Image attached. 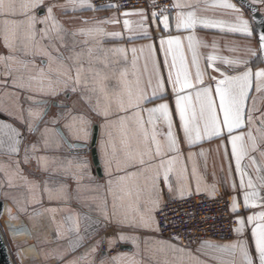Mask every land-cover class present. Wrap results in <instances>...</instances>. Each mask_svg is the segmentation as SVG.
Here are the masks:
<instances>
[{"label": "crops", "instance_id": "1", "mask_svg": "<svg viewBox=\"0 0 264 264\" xmlns=\"http://www.w3.org/2000/svg\"><path fill=\"white\" fill-rule=\"evenodd\" d=\"M172 1L174 5L181 3L187 7L177 8L175 6V11L165 14L170 21L168 30L163 28L158 17L154 21L152 12L146 9L93 11L85 6L84 8L77 7L74 11L68 0H44L43 5L32 10V14L36 15L38 20L42 19L47 15V8L56 5L53 7V15L68 33L81 28L94 27H102L106 32H120L121 37L105 36L99 38L102 40V47L105 49H126V59L124 58L125 54H116L114 56L116 62L106 71L111 75L113 69L117 74L126 69L129 78L132 80L139 76L150 97L152 88L147 86V80L153 69L149 50L146 46L149 44L155 46V55L166 79L168 69L163 65L164 53L160 51L159 42L162 38L167 39L169 35L181 36L189 62L191 53L187 50L186 37L195 35L201 42L198 52L201 57V68L206 70L204 86L211 85L213 90L216 81L210 80V76L219 80L223 79L221 73L233 76L244 71L246 67H251L253 72L264 68L260 41L251 13L237 0H228V2L235 4L241 10L239 14L231 9L213 6L220 0ZM251 1L253 2V0ZM23 2L24 0H17L18 5ZM90 2L93 5L91 0ZM256 4L264 12V3L257 2ZM61 5L64 7H60ZM140 11L144 13L143 18L138 14L124 15V13H139ZM180 11H195L200 17L224 21L225 26L223 29H205L198 25L194 32L184 29L178 30L175 27V22L176 15ZM237 15H242L243 19L249 21L251 36L228 31L227 25L236 23ZM15 18L22 19L23 16L18 15ZM113 19L118 22L97 24V21ZM125 19L130 22V29L124 28ZM142 19L144 20V27L148 29L147 38H144L145 34L139 27ZM44 27L45 25L40 23L36 25L39 46L51 52L53 56L63 53L67 57L73 46V37L71 35L64 36V43L62 44L57 39L56 33L50 32L51 39H41L39 31ZM2 28V22H0V32H2ZM74 39L77 41L76 51L84 47L82 42L85 39L89 40V47L93 46L94 43L92 38L79 34ZM133 48L137 49L135 57L131 51ZM141 48L144 49L143 52L140 51ZM250 49L255 50L257 54L253 56ZM209 55L227 58L228 60L248 61V64L230 65L217 59L213 62V67H208L207 57ZM8 56H14L16 60L0 61V121L11 124L20 131L21 135L18 137L20 140L18 152L10 153L6 147L0 148V201L4 204L0 227L15 264H69L70 261H75L76 264H188V252L197 256L205 264H241L238 251L232 254L231 252H219L215 248L207 246L202 247L206 242L212 245H226L235 243L238 239L247 240L254 264H259L254 238L251 234L256 222L248 223L247 217L264 211V202H258L256 207H244V189L240 188V176L236 172L235 159L231 155V144L226 138V132L224 140L205 138L191 147L184 141L183 132L179 127V117L175 112V96L171 91L170 84L167 85L163 98H154L150 103L144 105L145 108H152L161 103H167L173 113V131L180 139V153L166 152L163 156L165 161L177 155L178 159L172 166L173 170L169 173L171 191L163 182L161 171L159 206L152 212L156 224L158 225V210L169 198L180 200L179 190L184 188L185 198L200 194L208 197L224 195L228 196L232 202V197H236L240 208L234 213L235 228L238 227L237 220L243 218L245 227L242 236L235 231V237L230 240L207 238L199 246L191 247L176 240L162 237L159 233V226L158 230L142 229L117 223V219L124 214L131 216L132 210L128 207L129 201L125 198L123 201L117 202L118 205H123L118 207V217L112 216L113 196L109 191L108 181L109 179L115 180L117 175L138 172L140 166L136 165L127 169L123 167L125 147L122 141L125 137L118 126L113 127L110 131L112 133V145L115 146V154L110 170L112 175H109V169L105 165L101 151V141L108 139L105 130L101 127L105 123V118L97 115V112L94 111L98 101L101 105L105 103L103 97L98 92L90 90V83L87 86L83 83L74 85L72 81L65 84V78L56 74L55 64L51 65L53 71L49 73L48 58L39 52L35 55H25L20 51H10L4 45L3 37L0 35V57ZM134 58L136 60L135 66H133ZM19 61L28 62L27 71L21 68ZM66 63L71 64L72 61H66ZM146 63L147 68H145ZM40 69L48 73L53 81H60L52 85L56 89L55 95L51 94L49 90L47 78L45 79L44 91L38 90V81H32V89L30 90L13 85V80L18 79L20 75H23L25 79L30 75L38 76ZM190 71L193 79H195V67L190 65ZM72 75H75L74 71ZM109 83H114V81H109ZM154 84L155 80L153 79V86ZM73 87H76V91H72ZM160 95L157 93V97ZM253 99L256 103V110L252 112L254 124L248 125L246 123L243 128L234 130V134L247 133L250 127L253 134H257L255 129L259 127L261 119H264V92H256L255 80H253V86L246 101V110L252 108ZM54 102L59 103V106H52L45 116L47 105ZM30 109L40 113L39 118L29 116ZM119 115H123V113H115L109 119L116 120ZM143 116L147 121V112H144ZM80 117L90 121L91 137L88 141L75 139L69 130L68 126H76ZM29 123L33 125L34 130L32 132L28 131ZM96 127L98 128V141L95 149L99 165L95 163L90 148ZM146 127L151 131V125L146 124ZM156 131L158 133L157 139L162 145L166 144L168 129L162 120L157 122ZM67 141L88 144L89 149L70 148ZM129 142L134 148L135 142L130 137ZM225 146L227 156H225ZM259 148L264 151V144L259 145ZM201 152L204 155H200ZM109 153L112 154L111 145L109 146ZM190 153L193 154L191 159H189ZM250 155L256 156L259 162V152L250 153ZM25 156L28 157L27 161H25ZM159 160L158 157L153 163L158 164ZM84 161H87V166L80 167ZM118 163L121 165L119 172L116 171ZM242 163L248 165L249 160L245 158ZM193 167H195V173H193ZM246 171L255 179L256 173L251 167H248ZM137 181L143 185V176L132 178L133 183ZM233 184L236 186L235 189H233ZM198 186L199 192H197ZM50 194L51 199L49 198ZM261 195L264 196V190L261 191ZM155 198V193L150 194L147 191L142 193L141 211L151 208V200ZM51 209H55V212L50 211ZM105 210L108 220H105ZM68 217H74L78 220V233L68 231L71 224V221L67 219ZM85 217L88 219L85 220ZM21 224L29 230L28 234L14 237L13 226ZM121 234L128 237H138L139 247L131 239L121 241L119 239ZM78 238L79 245L72 249L70 243ZM104 244L106 247L103 246ZM118 245L122 246L121 250L112 256L105 250L113 249ZM169 245L175 247L171 248ZM28 249L33 251H28ZM176 249H184V252H179ZM212 257H219V259Z\"/></svg>", "mask_w": 264, "mask_h": 264}, {"label": "snow or ice", "instance_id": "2", "mask_svg": "<svg viewBox=\"0 0 264 264\" xmlns=\"http://www.w3.org/2000/svg\"><path fill=\"white\" fill-rule=\"evenodd\" d=\"M257 2L264 3V0H253V5ZM44 0H24L23 3L18 5L17 0H0V22H2V32L0 35L3 37L4 45L12 52L20 51L25 55H35L39 52L42 55L47 56L49 62V73L53 71L52 64L56 65L55 72L58 76L64 77V83L72 81L74 85H80L83 83L87 86L91 84V91L98 92L104 99L105 103L101 105L98 101L94 111L97 115L105 118V123L101 126L105 130L107 140L101 141V151L104 157V162L109 169V175H112L111 167L113 163V156L115 154V146L112 145V133L110 131L113 127H119L122 135L125 139L122 141L125 147V160L123 167L140 166L138 172H128L125 175H117L115 180L109 179V191L113 196V217H118V201H123L125 198L129 201L128 207L132 210V215L124 214L117 219V223L121 225H127L131 228L142 229H157L155 217L152 212L159 206L160 188L159 182L161 178V171L163 174V182L168 186L169 191L172 190V186L169 182V173L173 170L172 166L178 159V155L165 161L163 156L165 153L175 152L180 153V139L173 131L174 121L173 113L170 111L167 103H161L156 107L145 108L144 105L150 103L154 98H163V94L166 92L167 85H171V91L175 96V112L179 117V127L183 132L184 141L189 147L203 141L205 138H218L225 139V132L227 133V140L231 144V155L235 159L236 172L240 176V188L244 189L243 192V205L245 208L256 207L258 202H264V196L261 195V191L264 190V151L260 150L259 145L264 144V119H261L259 127H256V135L253 134L250 127L247 133H241L239 135L234 134V130L241 129L247 123L253 125L252 112L256 110L255 99H253V106L251 109L246 110V101L249 98L250 89L253 86V80H255V90L257 93L264 92V68L253 72L251 67L240 72L238 75L228 76L221 73L223 79L217 80L216 77L210 76V80H215V89L211 85L204 86V78L206 70H202L200 65V54L198 52L201 42L195 35H188L187 50L191 53V60L189 62L188 57L185 54V46L182 42L181 36L169 35L167 39H161L159 42L160 51L164 53L163 65L168 69L167 78L161 72L160 62L155 55V46L152 44L146 47L149 50V55L152 60V74L149 75L147 80V86L152 88L151 97L148 95L144 82L139 76H136L134 80L129 78L128 71L122 70L117 72L112 70L111 75L106 69H109L116 61L114 56L116 54H125L126 49L115 48L105 49L102 47V40L100 37L111 36L121 37L120 32H106L102 27H94L88 29H78L72 33H68L61 24L56 20L53 15V7L47 8V15L42 19L37 18L32 14V10L39 8L43 5ZM68 3L75 11L77 7L84 8L87 6L89 10L97 11L103 10L105 7H116L115 5H102L100 9L95 8L90 0H68ZM177 8H184L187 5L177 3ZM226 9H231L235 13H240V9L228 0H220L219 3L213 5ZM60 7H64L61 5ZM251 11L255 20V13L257 9L251 7ZM138 14L142 18L144 17L143 11L139 13H124L125 16ZM18 15L23 16L22 19H16ZM157 13H152V19L155 21ZM116 20H103L97 21V24L103 23H117ZM256 23L264 26V18L255 20ZM37 23L45 25L43 29L39 31L41 39H51L50 32H55L57 39L64 43V36L71 35L73 37V46L70 49V54L65 57L63 53L57 56H53L51 52L44 50L39 46L37 41ZM87 23V21H85ZM160 23L163 24V28L168 30L170 28V21L167 15H163L161 12ZM124 28L130 29V22L125 19ZM198 25L203 26L205 29L221 28L225 26V22L221 20L210 19L207 17H200L195 11H180L176 15L175 27L184 30L195 31ZM139 27L144 32V38H147L148 29L144 27V20L142 19ZM227 29L233 33H243L248 36L252 35V31L249 26V21L243 19L242 15L236 16V23L228 24ZM83 35L92 38L94 41L93 46L89 47V40L85 39L82 43V47L79 51H76L77 41L74 39L76 35ZM260 51L264 53V31L260 33ZM206 46V45H205ZM215 47V45H213ZM58 51V50H57ZM132 53L135 57L137 52L136 48H133ZM144 51L143 48L140 49ZM251 54L255 56L257 53L255 50H251ZM170 57V60H169ZM217 59L230 65H239L241 63L247 65L248 61L228 60L227 58L217 57L209 55L207 57L208 67H213V62ZM15 61L14 56L0 57V61ZM66 61H72L71 64ZM21 68L24 71L28 70L27 61H19ZM136 60L133 59V66H135ZM190 65L195 67V79H193L192 72L190 71ZM147 68V63L145 64ZM218 71V69H215ZM75 72L73 76L72 73ZM10 74V73H9ZM47 78V84L51 94H56V89L52 87L53 83H59V80L53 81L48 73H45L43 69L39 70L38 76H28L27 79L23 75H20L18 79L13 80V85L22 89H32V81H38L39 91H44L45 79ZM153 79L155 84L153 86ZM114 81V83H109ZM72 91H76V87L72 88ZM157 93L161 95L157 97ZM187 93V94H185ZM218 101V102H217ZM147 112V121H145L143 113ZM115 113H123L119 115L116 120L109 119L110 116ZM29 116L39 118L40 113L29 110ZM76 119V118H74ZM163 121L167 125L166 144L162 145L157 139L156 125L158 121ZM151 125V131L146 127ZM90 121L79 118V123L76 126H68L73 137L77 140L88 141L91 137V131L89 128ZM34 130L31 123L28 124V131ZM47 131V130H45ZM20 131L13 127L11 124L4 121H0V148H5L10 153H16L19 151L18 145L20 144ZM129 137L135 142V147L129 142ZM112 146V154L109 153V146ZM78 145L69 144V147H77ZM154 146V148H153ZM35 147V146H33ZM259 152L260 160L258 162L257 157L250 155V153ZM192 153L189 154V159L192 158ZM200 155H204L203 152ZM225 156H227V148L225 146ZM160 158L159 163H153L156 158ZM249 160V164L242 163L244 159ZM28 157L25 156V161ZM43 159V158H41ZM87 161H84L80 167H86ZM251 167L256 173L255 179L249 175L246 169ZM231 170V166H230ZM116 171H121V165L118 163ZM193 173H195V167H193ZM143 176L144 184L141 185L138 181L133 183V177ZM247 178V179H245ZM233 184V189H235ZM47 191V189H45ZM145 191L155 193L156 198L151 200L152 207L141 211L140 199L142 193ZM199 186L197 192H199ZM180 198H185V189L179 190ZM49 198L52 196L50 194ZM240 208L236 197H232L231 211L236 213ZM50 211L55 212V209ZM71 224L68 228L70 232H79V222L74 217H68ZM85 220L88 217L84 218ZM105 220H108V215L105 210ZM248 223H255L252 229V237L255 243V252L257 254L259 264H264V211H261L255 215L247 217ZM238 227L235 231L238 235H243L245 220L243 218L238 219ZM14 237L16 235L25 236L28 234V229L23 225L13 226ZM121 241L132 240L137 247H139L137 241L138 237H128L123 234L120 235ZM112 243V241H109ZM79 245V238L70 243V247L74 249ZM207 246L215 248L219 252H231L235 254L237 251L241 257V264H254L253 256L249 251L247 240L238 239L235 243L226 245H212L207 242L202 247ZM174 248V245H169ZM179 252H184V249H176ZM28 251H33L28 249ZM199 251V249H198ZM189 257L188 264H205L197 256H194L191 252L187 253ZM213 259H219V257H212ZM69 264H76L75 261H70Z\"/></svg>", "mask_w": 264, "mask_h": 264}, {"label": "built area", "instance_id": "3", "mask_svg": "<svg viewBox=\"0 0 264 264\" xmlns=\"http://www.w3.org/2000/svg\"><path fill=\"white\" fill-rule=\"evenodd\" d=\"M94 7L115 5L103 9L132 10L146 9L157 13L161 19L168 12L175 11L172 0H91ZM157 221L162 237L176 240L182 244L197 247L207 238L230 240L235 237V215L231 211V200L228 196L208 197L193 195L180 200L169 198L158 210ZM106 247V244L103 245ZM118 245L105 249L112 256L121 250Z\"/></svg>", "mask_w": 264, "mask_h": 264}, {"label": "water", "instance_id": "4", "mask_svg": "<svg viewBox=\"0 0 264 264\" xmlns=\"http://www.w3.org/2000/svg\"><path fill=\"white\" fill-rule=\"evenodd\" d=\"M237 1L239 3H241L251 13L252 20H253V23H254L256 32L258 34V38H259L260 33L262 31H264V26L256 23L255 20H259L261 18H264V12L262 11L261 7L258 4L253 5V2L251 0H237ZM251 7H255L257 9V12L255 13V20H254L253 13L251 11ZM262 57H263V61H264V53H262ZM52 106H59V103L54 102L52 104L47 105L46 110H45V116L48 114V112L52 108ZM61 134H62V132H61ZM97 141H98V128L96 127L90 148L92 149V153L94 156L95 163L97 165H99L97 151L95 149L96 145H97ZM67 143H68V145L69 144L78 145L76 148H87V149H89L88 144L72 143L69 141H67ZM99 174L101 175L100 170H99ZM3 206H4L3 202L0 201V218H1L2 211H3ZM0 264H15L1 227H0Z\"/></svg>", "mask_w": 264, "mask_h": 264}]
</instances>
